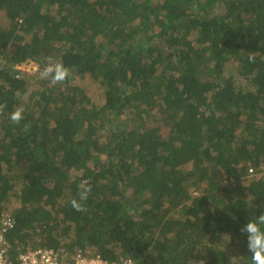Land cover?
Segmentation results:
<instances>
[{"label": "trees", "instance_id": "1", "mask_svg": "<svg viewBox=\"0 0 264 264\" xmlns=\"http://www.w3.org/2000/svg\"><path fill=\"white\" fill-rule=\"evenodd\" d=\"M50 60L70 69L63 84L19 69ZM0 105L11 264L37 247L252 264L241 230L264 213V0H0Z\"/></svg>", "mask_w": 264, "mask_h": 264}, {"label": "clouds", "instance_id": "2", "mask_svg": "<svg viewBox=\"0 0 264 264\" xmlns=\"http://www.w3.org/2000/svg\"><path fill=\"white\" fill-rule=\"evenodd\" d=\"M39 72V78L42 80H49L50 83L55 86L57 84H63L71 75L70 69L66 68L62 62H51V60L46 64V66L41 70L37 66ZM5 105H0V112H3ZM10 119L13 123H19L23 119V109L18 108L16 111L10 114ZM90 188L85 189L80 194L82 200H86ZM72 206L75 210L81 211L82 208L75 200L72 201ZM264 213L256 217L255 220H249L244 228L241 230L248 233V249L252 252L251 261L252 264H264ZM9 236V235H8ZM8 238V237H7ZM10 242V240L8 239ZM10 248L8 252H12V245L10 242ZM25 264H28V260H32V264H56V257L54 253L50 250L45 253L40 260H36L35 257H22ZM77 264H105L99 257L94 260H88L87 258H78ZM199 264H204V261H199Z\"/></svg>", "mask_w": 264, "mask_h": 264}, {"label": "built area", "instance_id": "3", "mask_svg": "<svg viewBox=\"0 0 264 264\" xmlns=\"http://www.w3.org/2000/svg\"><path fill=\"white\" fill-rule=\"evenodd\" d=\"M248 173L250 175L254 174V169L249 168ZM262 174L264 175V169H262ZM255 175V174H254ZM14 221L9 216H4L0 221V264H11V262L7 259L8 257V249L10 248V242L8 241V233L13 229ZM54 253L56 257V264H77L78 258H87L88 260H94L96 257H99L105 264H135V261L132 258H124L117 263H111L107 260L103 259L99 254L87 253L84 254L81 251H77L72 253L69 258L60 259L58 253L53 249H47L45 247H37L32 251H28L26 253L19 254L17 256V264H25V261L22 257H35L36 260H40L42 256L45 255L48 251ZM28 264H32V260H28Z\"/></svg>", "mask_w": 264, "mask_h": 264}, {"label": "rangeland", "instance_id": "4", "mask_svg": "<svg viewBox=\"0 0 264 264\" xmlns=\"http://www.w3.org/2000/svg\"><path fill=\"white\" fill-rule=\"evenodd\" d=\"M19 69L21 71H24V72L29 73V74L30 73L32 74V73L37 71V67L32 63L24 64V65L20 66Z\"/></svg>", "mask_w": 264, "mask_h": 264}]
</instances>
